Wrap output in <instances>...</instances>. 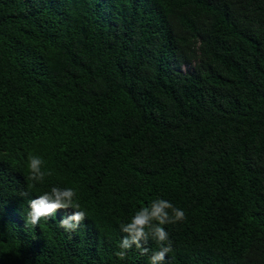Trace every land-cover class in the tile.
<instances>
[{"label": "trees", "instance_id": "1", "mask_svg": "<svg viewBox=\"0 0 264 264\" xmlns=\"http://www.w3.org/2000/svg\"><path fill=\"white\" fill-rule=\"evenodd\" d=\"M52 186L75 232L26 226ZM156 198L165 264H264V0H0V264H149L115 253Z\"/></svg>", "mask_w": 264, "mask_h": 264}, {"label": "clouds", "instance_id": "2", "mask_svg": "<svg viewBox=\"0 0 264 264\" xmlns=\"http://www.w3.org/2000/svg\"><path fill=\"white\" fill-rule=\"evenodd\" d=\"M44 159L35 154L27 158L28 179L35 184H43L46 176H51V170H44ZM27 196V192L21 193ZM29 211L25 215L26 226L34 228L43 220L48 222L57 210L72 209V213L62 218L59 226L68 233L75 232L85 221L87 213L78 202L77 191L73 188L52 186L49 191L38 195L28 202ZM187 220L185 211L172 202L156 198L134 212L127 222L120 224V231L124 234L119 241V251L115 255L121 260L126 259L127 253L133 247L141 255L149 257V264H165L167 256L173 251L172 240L166 225H175ZM154 242L156 250L148 245Z\"/></svg>", "mask_w": 264, "mask_h": 264}, {"label": "rangeland", "instance_id": "3", "mask_svg": "<svg viewBox=\"0 0 264 264\" xmlns=\"http://www.w3.org/2000/svg\"><path fill=\"white\" fill-rule=\"evenodd\" d=\"M186 70H187V68L184 67V68H183V71H186Z\"/></svg>", "mask_w": 264, "mask_h": 264}]
</instances>
